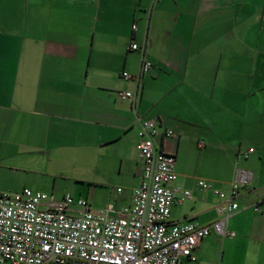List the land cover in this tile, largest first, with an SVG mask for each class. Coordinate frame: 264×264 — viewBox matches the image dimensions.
<instances>
[{
    "label": "crops",
    "instance_id": "obj_1",
    "mask_svg": "<svg viewBox=\"0 0 264 264\" xmlns=\"http://www.w3.org/2000/svg\"><path fill=\"white\" fill-rule=\"evenodd\" d=\"M137 116L158 121L154 146L175 157L169 222L222 216L198 178L227 192L251 175L228 234L183 264H264V0H0V172L118 169L139 184Z\"/></svg>",
    "mask_w": 264,
    "mask_h": 264
},
{
    "label": "built area",
    "instance_id": "obj_2",
    "mask_svg": "<svg viewBox=\"0 0 264 264\" xmlns=\"http://www.w3.org/2000/svg\"><path fill=\"white\" fill-rule=\"evenodd\" d=\"M136 28L133 24L132 30ZM129 49L141 47L132 42ZM151 66L142 58L138 77ZM121 76L132 77L127 72ZM118 95L134 101L136 92ZM137 121L135 148L142 161V178L132 189L130 204L115 210L108 203L97 209L68 193L54 201L26 187L14 193L0 191V264H183L184 259H195L193 251L202 238L228 234L229 217L239 209L241 188L250 181V173L239 170L227 192L208 180L197 181L198 189L221 200L219 219L203 226L169 222L174 189L167 184L176 179L175 157L154 146L153 139L160 133L156 119L137 116ZM165 134L172 136L173 131ZM253 150L247 149L244 157ZM182 196L189 198L190 191L184 190Z\"/></svg>",
    "mask_w": 264,
    "mask_h": 264
},
{
    "label": "rangeland",
    "instance_id": "obj_3",
    "mask_svg": "<svg viewBox=\"0 0 264 264\" xmlns=\"http://www.w3.org/2000/svg\"><path fill=\"white\" fill-rule=\"evenodd\" d=\"M251 157L245 162H250ZM178 158L176 159L177 167ZM181 162V158H180ZM5 169L0 172V191L18 192L23 188L40 191L54 201L65 194L74 199L83 198L92 207H102L130 194L138 184L136 176L130 173L119 174L118 169ZM206 180L198 178V180ZM207 181V180H206ZM122 192L118 193L117 188Z\"/></svg>",
    "mask_w": 264,
    "mask_h": 264
},
{
    "label": "trees",
    "instance_id": "obj_4",
    "mask_svg": "<svg viewBox=\"0 0 264 264\" xmlns=\"http://www.w3.org/2000/svg\"><path fill=\"white\" fill-rule=\"evenodd\" d=\"M121 191V190H120Z\"/></svg>",
    "mask_w": 264,
    "mask_h": 264
}]
</instances>
